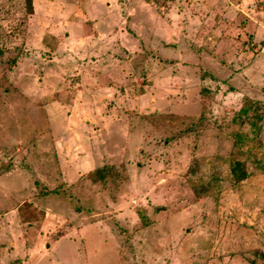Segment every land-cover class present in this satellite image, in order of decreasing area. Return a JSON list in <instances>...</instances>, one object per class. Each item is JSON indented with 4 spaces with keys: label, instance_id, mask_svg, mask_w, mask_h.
Here are the masks:
<instances>
[{
    "label": "rangeland",
    "instance_id": "obj_1",
    "mask_svg": "<svg viewBox=\"0 0 264 264\" xmlns=\"http://www.w3.org/2000/svg\"><path fill=\"white\" fill-rule=\"evenodd\" d=\"M46 251L264 264V0H0V260Z\"/></svg>",
    "mask_w": 264,
    "mask_h": 264
},
{
    "label": "trees",
    "instance_id": "obj_2",
    "mask_svg": "<svg viewBox=\"0 0 264 264\" xmlns=\"http://www.w3.org/2000/svg\"><path fill=\"white\" fill-rule=\"evenodd\" d=\"M25 3H26V9L28 10V12H31L32 11V0H25ZM231 170H232V176L236 181H240L246 178V172L244 170L243 162L241 161L234 162L232 164ZM97 172L100 175V177L104 178L103 168H99Z\"/></svg>",
    "mask_w": 264,
    "mask_h": 264
},
{
    "label": "crops",
    "instance_id": "obj_3",
    "mask_svg": "<svg viewBox=\"0 0 264 264\" xmlns=\"http://www.w3.org/2000/svg\"><path fill=\"white\" fill-rule=\"evenodd\" d=\"M61 239H66V240H69V238L67 237V234L63 235V236H60L59 238H57L56 240H61ZM55 240V241H56ZM70 241V240H69ZM16 247H17V244L16 242H14V240H11L10 242V248H7L8 251L14 253L15 252V256H19V250H16ZM3 248V247H2ZM6 248H4V250H7ZM10 249V250H9ZM33 250H34V246H29L28 248V253L31 254V261L33 260L32 258H37L36 255H32L33 253ZM48 255L49 254V251H46V253L42 254V257H44L43 255ZM2 255H0L1 257ZM23 261L25 262V259H23ZM31 261L28 260L29 263H31ZM13 263V262H12ZM33 263V261H32ZM0 264H1V260H0ZM39 264H56V261L55 260H52L50 259L48 256H46V258H42L41 261L39 262Z\"/></svg>",
    "mask_w": 264,
    "mask_h": 264
}]
</instances>
